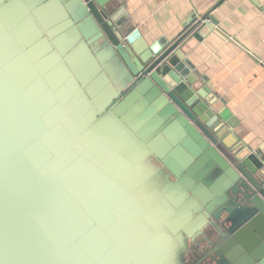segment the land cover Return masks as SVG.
Segmentation results:
<instances>
[{
    "label": "water",
    "instance_id": "1",
    "mask_svg": "<svg viewBox=\"0 0 264 264\" xmlns=\"http://www.w3.org/2000/svg\"><path fill=\"white\" fill-rule=\"evenodd\" d=\"M124 3L0 0V264H172L195 233L264 264V146L180 46L217 21L149 44Z\"/></svg>",
    "mask_w": 264,
    "mask_h": 264
},
{
    "label": "crops",
    "instance_id": "2",
    "mask_svg": "<svg viewBox=\"0 0 264 264\" xmlns=\"http://www.w3.org/2000/svg\"><path fill=\"white\" fill-rule=\"evenodd\" d=\"M123 1L129 24L149 44L175 41L189 14H209L217 21L201 41L189 36L180 46L231 132L252 149L264 146V0Z\"/></svg>",
    "mask_w": 264,
    "mask_h": 264
},
{
    "label": "flooded vegetation",
    "instance_id": "3",
    "mask_svg": "<svg viewBox=\"0 0 264 264\" xmlns=\"http://www.w3.org/2000/svg\"><path fill=\"white\" fill-rule=\"evenodd\" d=\"M150 163L154 164V162ZM164 173L167 172L165 171ZM168 179L173 181V178L170 175ZM164 182L165 179L163 177L159 178L157 181L158 188L163 187ZM211 228V226H207L205 231H208ZM215 247V245L213 246L207 242L205 237L201 236V233H195L191 238L184 234L183 242L177 247L176 256L172 261V264H219V258L214 255L213 252Z\"/></svg>",
    "mask_w": 264,
    "mask_h": 264
}]
</instances>
